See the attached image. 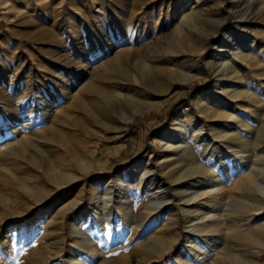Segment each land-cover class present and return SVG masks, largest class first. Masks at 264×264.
<instances>
[{
  "label": "bare ground",
  "instance_id": "6f19581e",
  "mask_svg": "<svg viewBox=\"0 0 264 264\" xmlns=\"http://www.w3.org/2000/svg\"><path fill=\"white\" fill-rule=\"evenodd\" d=\"M129 1L134 2L129 7L127 0L117 1V6L127 15L119 16L122 25L119 26L123 29L124 25L133 23L137 42L147 39L148 35L156 37L153 40L157 44L167 41L164 58L195 55V68H198V57L207 47L196 45L190 49V44L196 43L200 30L213 28L212 35L215 36L225 20L218 6L214 10L205 8L213 0H195L197 7L184 15L179 12L185 0H151L155 7L153 4L148 6L146 0ZM154 9L158 12L156 15L152 13ZM235 14L237 30L223 34L219 49L207 62L215 74L214 94L207 96L208 102L198 100L197 115L185 109L173 117L168 128L156 135L164 153L162 168L168 170L169 180L176 185L197 180L199 185L196 187L202 188L198 196L185 201L187 236L178 251L177 264H262L264 261V0H236ZM109 34L107 29L98 32L101 46L95 52L96 58L112 47ZM115 35L122 38L124 33L117 30ZM151 49L147 45L143 52L138 50L119 57L135 61L137 73L134 75L122 69L118 58L103 64L107 72L126 81L120 85L114 83L118 90L85 84L81 91L88 97L87 101L93 102L88 105L81 98L72 99V109L78 110L84 118L74 121L82 135L89 132L96 135L101 131L111 133L104 140L97 137L95 148L87 150L84 156H78L71 147V144H82L80 136L66 135L50 128L48 123L39 126L40 118L34 122L31 115L27 117L30 123L24 129L26 133L22 132L21 140L16 135L17 141L0 147L4 160L13 161L0 178V187L6 188L7 192L0 193V259L9 262L16 258L14 242L17 241L21 248L32 232L45 242L43 248L37 250V262L50 264V251L60 255L63 249L55 246L63 240V217L83 200L84 188L75 190L77 194L72 200L67 198L68 195H62L47 204L46 199L54 190L76 183L91 171L89 157L95 154L102 141L116 138L137 116L157 111L159 103L166 102L154 104L149 98L163 93L168 96L175 79H187L180 70L182 64L167 60L162 67L166 59L160 56L147 58L145 54L154 55ZM149 60V63L159 65L148 66ZM83 73L84 70L74 80L71 90L81 81ZM96 114L101 119L95 118ZM203 119L208 121L211 141L207 139ZM184 125L192 129L200 153L193 154L189 145L183 146L184 139L186 143L188 141ZM10 134L0 137V144ZM30 139L42 143L35 145ZM21 141L30 145L36 154L21 151ZM53 147L66 150L70 159H56ZM17 162H21L20 165ZM153 180L152 171L138 178L140 184ZM204 186L207 188L203 189ZM153 188L158 194L162 193L158 182ZM125 190L126 183L120 176L115 190L99 180L91 182L90 203L74 215L68 225L69 237L75 244L74 251L67 257L68 264H84L85 260L102 254L98 247L101 241L93 234H81L79 227L90 219L96 222L95 230L99 226V239L102 234L110 237L112 231L121 230L124 224L132 229L131 212L135 210H130V196ZM172 209L167 206V212ZM153 217L154 211L143 209L141 218L133 225L144 235L149 233L147 224ZM177 225V218L168 226L163 223L145 242L129 250V253H135L134 262H128V256L123 255L120 261L123 264H155L156 259L178 242ZM117 238L122 242L120 235ZM252 257L257 261L251 260Z\"/></svg>",
  "mask_w": 264,
  "mask_h": 264
},
{
  "label": "rangeland",
  "instance_id": "374dc122",
  "mask_svg": "<svg viewBox=\"0 0 264 264\" xmlns=\"http://www.w3.org/2000/svg\"><path fill=\"white\" fill-rule=\"evenodd\" d=\"M117 1L0 0V137H3L5 133L13 135L10 134V137L3 141L0 147L8 142L17 141L18 138L21 140L22 132L26 133L24 129L30 123L27 121V117L31 115L34 122L37 120L36 118H40L39 126L48 123L47 126L66 135L80 136L82 144H71V147L78 156H84L87 150L95 148L94 141L97 137L104 140L111 133L101 131L96 135L92 132L82 135L78 126L74 125V121L84 120V118L78 110L72 109V99L81 98L88 105L93 102L87 101L88 97L81 91L85 84L105 90H118L115 85L123 84L126 81L118 78L112 72H107L103 64L118 58L122 69L130 72V75H134L137 73V68L134 66L135 61L130 62L119 57L138 50L143 52L147 45L152 48L151 52H154V55L145 54L147 58L151 56L154 59L160 56L163 60L166 59L162 63V67H165L167 60L180 63L182 64L180 70L187 76L185 81H177L172 76L175 83L168 96L163 93L160 96L154 95L149 98V101L154 104L166 100L162 105L159 103L160 107L157 111L137 116L119 136L116 135V138L114 136V139L107 142L102 141L96 148L95 154L89 157L88 161L92 163L91 171L76 183L63 189L54 190L46 199L47 204L62 195H68L67 198L72 200L77 194L75 190L80 187L84 188L83 200L63 217V240L58 241L55 246L56 249L62 248L63 250L58 256L54 251H50L52 256L50 264H68L67 257L75 247L69 237L68 225L71 218L90 203L89 188L93 180L109 184L115 190L117 179L120 176L126 183L125 193L130 196L129 208L131 211L132 208L135 210L131 212L133 224L141 218L143 209L154 211V217L147 224L149 233L142 235L137 231L136 225L132 224V229H129L124 224L121 230L112 231L110 237L102 234L100 239L97 237V233L101 234L99 226L97 225V230L94 229L95 221L90 219L88 223H83L79 227L81 234L88 236L93 234L96 240L101 241L98 247L102 251L98 257L85 260L84 264H123L120 261L122 255L126 258L128 256V262H134L135 253H129V250L145 242L149 235L158 231L163 223L167 226L170 225L174 218H177L178 221L179 240L169 252L156 259L155 264H177L178 251L187 236L184 225V211L187 209L185 201L198 196L202 189L196 187L199 185L197 180L179 185L173 184L169 180L168 170L162 168L164 153L162 145L156 140V135L168 128L173 117L185 109H189L197 115L198 100L208 102L207 96L214 94L215 74L207 62L212 54L219 49L223 34L226 31L237 30L235 25L236 0H213L208 3L205 1L207 10H214L218 6L221 17H224L225 20L217 28L215 36L212 35L213 28L200 30L196 43L190 44V49L196 45L207 47L204 54L198 57V68H195L194 65L196 59L193 57L195 55H175L164 58L166 55L163 54L168 46L167 41L157 44L154 42L156 37L148 35L147 39L144 38L137 42L139 39L137 33L134 32L133 23L124 25L123 29L120 27L122 25H120L121 17L119 16L127 15L117 6ZM127 1V7L134 4L133 1ZM161 1L166 2L167 0ZM145 2L148 6L153 4L155 7L156 5L151 3V0ZM195 6V0H185L179 13L187 14L197 7ZM152 13L156 15L158 12L154 9ZM106 29L110 30L109 39L112 42V47L100 58H96L95 52L101 46L98 32ZM115 30H122L123 37L117 38ZM90 31H93V34ZM149 62L150 60L146 62L148 66L159 65L156 62ZM83 70L81 81L75 85V89L71 90L74 80ZM152 72L151 75H153ZM135 88L137 87L135 86ZM252 89L254 90V88ZM44 111L47 113L45 114ZM94 117L101 119L98 114ZM17 119L19 121H15ZM203 122L208 134L207 139L211 141L208 121L203 119ZM184 127L188 141L186 143L184 139L183 146L189 145L193 154L200 153L201 148L195 142L192 129L187 125ZM16 135L18 138L15 137ZM14 137L16 139H13ZM30 141L35 145L42 143V141L35 142L33 139ZM21 149V151L36 154L30 145L23 141H21ZM54 149L56 150L54 155L56 159H70L66 150L59 147H53L52 150ZM11 162H6L0 153V178H2L3 170L10 166ZM17 163L20 165L21 162ZM70 165L74 167L72 161ZM149 171L153 172L154 180L147 184L146 182L140 184L139 176ZM157 182L162 187L161 194H158L157 189L153 188ZM150 185L153 187L150 188ZM2 187H0L1 195L7 194L6 188ZM205 188L207 186L203 187V189ZM167 206H171L173 211L167 212ZM195 209L197 208L195 207ZM118 235L122 237V242H119ZM43 241L34 232L30 233L21 248H18V242L15 241L16 258L9 262L0 259V264H44L37 262L36 255L43 248L45 244ZM250 259L257 261L255 257Z\"/></svg>",
  "mask_w": 264,
  "mask_h": 264
}]
</instances>
